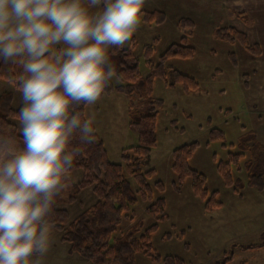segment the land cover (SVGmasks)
<instances>
[{"label": "rangeland", "instance_id": "obj_1", "mask_svg": "<svg viewBox=\"0 0 264 264\" xmlns=\"http://www.w3.org/2000/svg\"><path fill=\"white\" fill-rule=\"evenodd\" d=\"M100 10L90 8V13ZM146 11H162L164 22L145 21ZM182 18L193 21L188 44L195 48V54L167 59L166 75L154 80L152 96L162 100L157 105V145L143 168L155 169L149 182L155 198L164 197L168 216L158 220L147 210L149 201L139 194L111 241L158 223L151 244L153 251L162 257L176 255L185 264H264V188L248 184L245 165L246 160L264 155V0H146L140 23L124 45L132 47L139 59V81L143 82L150 73L145 46H154L150 59L160 62L166 49L180 42L184 35L187 27L182 29L178 24ZM220 27L245 32L249 42L258 43L261 50L255 54L238 41L232 43L216 37L215 31ZM174 69L194 77L199 88L187 93L181 84L169 85L174 79ZM112 79L118 82L114 75ZM6 91L13 92V108L23 105L20 89L0 78V94ZM141 93L133 101L136 110L144 97ZM86 114L95 121L110 159L126 165L123 149L138 143L137 133L129 127V98L119 92L105 94L94 104H87ZM13 121L20 132L18 120ZM212 129L222 131L223 138H212ZM248 131L256 134V149L244 151L238 165H232L235 183L227 185L218 164L227 162L230 152H239V137ZM194 141L198 146L189 158V165L206 176L208 197L215 192V199L222 202L212 210L194 192L193 179L187 177L179 182L172 167L173 150ZM82 178V168L69 171L55 201V206L69 211V222L98 199L92 186L76 191ZM128 179L137 190L134 177L128 175ZM158 180L163 183L162 191L155 186ZM71 195L76 198L69 199ZM50 225V244L41 258L43 264H92L78 253L69 254V244ZM134 258L136 264H164L144 251L137 252Z\"/></svg>", "mask_w": 264, "mask_h": 264}, {"label": "clouds", "instance_id": "obj_2", "mask_svg": "<svg viewBox=\"0 0 264 264\" xmlns=\"http://www.w3.org/2000/svg\"><path fill=\"white\" fill-rule=\"evenodd\" d=\"M145 2L0 0V61L23 69L24 145L0 135V264H43L47 217L74 159L68 144L77 129L85 142L93 139L91 122L73 106L100 98L115 73L108 49L131 39Z\"/></svg>", "mask_w": 264, "mask_h": 264}, {"label": "trees", "instance_id": "obj_3", "mask_svg": "<svg viewBox=\"0 0 264 264\" xmlns=\"http://www.w3.org/2000/svg\"><path fill=\"white\" fill-rule=\"evenodd\" d=\"M144 20L149 23H162L165 20V14L162 11H146ZM178 24L182 29L186 27L187 29L180 42L171 44L161 55L160 62L154 63L150 59L154 46L149 44L145 46V56L150 65V73L143 82L139 81V59L132 47H112L108 50L107 67L114 68V76L118 82H114L111 77L101 96L119 92L129 98V127L138 135L136 145L123 149L122 157L126 165L110 159L104 140L92 123L93 139L90 143L81 138V133L77 129L68 144L67 151L74 153L72 166L68 172L77 168L83 169V178L76 185V191L92 186L98 199L69 222V211L55 206V201L60 197V193H58L47 219L61 232V240L69 244V254L78 253L90 260L92 264H136L134 257L139 251H144L153 260L163 261L164 264H185V261L179 256L165 255L162 257L153 251L151 236L158 228V223H153L142 232L136 229V231H132L131 236L125 233L111 241L123 218L128 216V212L137 202L139 194L143 200L149 201L147 210L155 214L158 220H164L168 216L165 212L164 197L155 198L152 185L149 182L150 177L155 174V169L144 170L143 168L151 150L157 145V105L161 104L162 100L152 96L154 80L156 77L166 75L167 66L165 63L167 59L171 57L188 58L195 54V48L188 44V37L192 34L193 21L182 18ZM215 35L232 43L238 41L255 54L261 50L258 43L251 44L247 34L235 27H220L216 29ZM22 72L23 69L18 64L0 61V78L13 83L18 89H20L18 77ZM176 84H181L187 93L199 88V82L194 77L174 69V79L169 82V85L175 86ZM137 93L143 94L144 97L141 106L136 110L133 101ZM13 97V92L10 91L0 94V135L14 137L18 148H23V137L13 121V119H17L23 105L13 108ZM86 105L73 106L72 114L79 113L82 123L89 121L86 117ZM211 137L223 138V132L212 129ZM256 139L254 132H245L239 137L237 143L239 152H230L227 162H219L218 170L227 185L235 183L231 174L232 165H238L241 158L245 156L244 151L254 150L257 145ZM197 146L198 142L194 141L174 149L172 167L178 175L179 182L187 177L193 179L194 192L206 200L205 207L212 210L214 207L220 206L222 202L215 199V192L208 197L209 191L205 186L206 176L189 165V158ZM245 165L248 169V184L262 190L264 188V155L246 160ZM128 175L134 177L137 190L133 189ZM155 186L158 191L164 189L160 180L156 181ZM75 198L76 195L69 197L71 200Z\"/></svg>", "mask_w": 264, "mask_h": 264}, {"label": "crops", "instance_id": "obj_4", "mask_svg": "<svg viewBox=\"0 0 264 264\" xmlns=\"http://www.w3.org/2000/svg\"><path fill=\"white\" fill-rule=\"evenodd\" d=\"M56 47H61V46H56ZM109 50V49H108ZM122 94V93H121ZM87 106V105H86ZM99 111V108H98V110H95V112H94V115H96V113ZM86 117H87V114H86ZM87 119H88V117H87ZM95 127H96V130H97V132L99 133V131H98V128H97V125H96V123H95V121H92V120H90V119H88ZM100 134V133H99ZM100 136L103 138V136L100 134ZM104 140V139H103ZM104 143H105V141H104Z\"/></svg>", "mask_w": 264, "mask_h": 264}]
</instances>
